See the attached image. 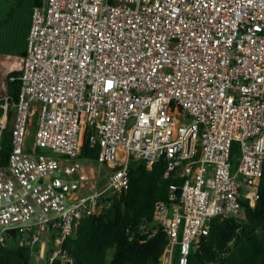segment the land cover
Returning a JSON list of instances; mask_svg holds the SVG:
<instances>
[{
  "label": "built area",
  "instance_id": "1",
  "mask_svg": "<svg viewBox=\"0 0 264 264\" xmlns=\"http://www.w3.org/2000/svg\"><path fill=\"white\" fill-rule=\"evenodd\" d=\"M17 71L11 153L0 166V246L21 237L16 245L46 262L52 240L47 264H72L64 241L101 213L105 193L129 189L132 162L151 169L163 160L165 177L181 181L156 205V228L141 225L148 239L159 229L168 237L160 264H174L176 253L188 264L212 218L239 219L244 204L256 206L264 0H41ZM85 142L109 170L101 191L92 190V160L81 158Z\"/></svg>",
  "mask_w": 264,
  "mask_h": 264
},
{
  "label": "trees",
  "instance_id": "2",
  "mask_svg": "<svg viewBox=\"0 0 264 264\" xmlns=\"http://www.w3.org/2000/svg\"><path fill=\"white\" fill-rule=\"evenodd\" d=\"M23 0L18 4L21 6ZM41 0H35L40 4ZM9 73L7 90L9 106L16 102L21 83ZM1 112V110H0ZM238 145L233 148V157ZM39 152V151H38ZM11 153V128L0 129V166L8 165ZM99 150L85 142L81 158L96 161ZM233 158V160H234ZM129 189L117 196L105 193L99 199L102 211L85 217L63 243L72 264H160V257L168 244V237L159 229L150 239L141 233V225L155 229L154 211L157 204L167 203L171 186L179 185L174 175L165 177L163 160L148 169L145 162L129 165ZM243 219L212 218L209 232L188 257V264H264V174L259 199L254 208L244 204ZM150 233V232H149ZM54 244H48L47 260ZM176 253L174 264H177ZM31 250L16 243L0 246V264H31ZM55 264H58L56 262Z\"/></svg>",
  "mask_w": 264,
  "mask_h": 264
},
{
  "label": "rangeland",
  "instance_id": "3",
  "mask_svg": "<svg viewBox=\"0 0 264 264\" xmlns=\"http://www.w3.org/2000/svg\"><path fill=\"white\" fill-rule=\"evenodd\" d=\"M34 1L35 0H23L21 6H19L18 4L20 3V0H0V52L8 51L9 49L15 50L25 48L26 44L23 37L24 29L28 23H30L31 10ZM36 123L37 116H33L29 128V136L26 142L28 148L32 147L34 144ZM12 125L13 123H10L11 128ZM40 153L43 155H54L53 151L50 149H43ZM85 164L89 168V172L95 176V179L91 181V186H94L92 190H103L107 183V177L109 174L108 168L97 161H86ZM90 169L92 171H90ZM241 216L242 218L245 217L244 212L241 213ZM20 240H22V238L18 237L17 241L12 239L9 242L14 244L18 243ZM31 264H45V261L41 260L37 262L35 258L32 257Z\"/></svg>",
  "mask_w": 264,
  "mask_h": 264
},
{
  "label": "crops",
  "instance_id": "4",
  "mask_svg": "<svg viewBox=\"0 0 264 264\" xmlns=\"http://www.w3.org/2000/svg\"><path fill=\"white\" fill-rule=\"evenodd\" d=\"M35 5L36 4L34 1V4L32 5V9ZM31 14H32V10H31ZM30 20H31V16H30ZM29 26L30 23H28V25L24 29L23 37L25 40V44L27 42ZM25 48L15 49V50L9 49L8 51L0 52V98L1 99H4L8 95V90H7L8 75L13 71L18 70L20 60L22 56L25 54ZM2 104L4 105V108H1V112H0L1 128L5 129L7 126L11 128L10 123L14 124V120H15V108L13 106H9V103L8 105L5 104L4 100H2Z\"/></svg>",
  "mask_w": 264,
  "mask_h": 264
},
{
  "label": "water",
  "instance_id": "5",
  "mask_svg": "<svg viewBox=\"0 0 264 264\" xmlns=\"http://www.w3.org/2000/svg\"><path fill=\"white\" fill-rule=\"evenodd\" d=\"M28 237H29V234H26V235H25V238H28Z\"/></svg>",
  "mask_w": 264,
  "mask_h": 264
}]
</instances>
